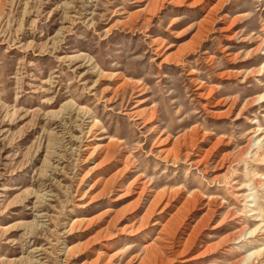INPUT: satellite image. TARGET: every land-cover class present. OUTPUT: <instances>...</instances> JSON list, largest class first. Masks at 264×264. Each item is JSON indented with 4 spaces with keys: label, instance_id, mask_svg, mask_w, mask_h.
<instances>
[{
    "label": "rangeland",
    "instance_id": "374dc122",
    "mask_svg": "<svg viewBox=\"0 0 264 264\" xmlns=\"http://www.w3.org/2000/svg\"><path fill=\"white\" fill-rule=\"evenodd\" d=\"M0 16V264H264V0Z\"/></svg>",
    "mask_w": 264,
    "mask_h": 264
},
{
    "label": "bare ground",
    "instance_id": "6f19581e",
    "mask_svg": "<svg viewBox=\"0 0 264 264\" xmlns=\"http://www.w3.org/2000/svg\"><path fill=\"white\" fill-rule=\"evenodd\" d=\"M2 20H3V17L2 16H0V22H2ZM4 21V20H3ZM3 24H5V22L3 23ZM89 58V57H88ZM90 62H91V59L89 58L88 59ZM90 64H92V63H90ZM78 109H80V107H77L76 105H74L73 103H72V101H70V100H67V101H65V102H63L62 103V105H61V107H60V110L59 111H61V112H63V111H65V110H67L69 113H72L73 112V110H78ZM59 114V113H57V111L56 112H51V114ZM91 115V114H90ZM62 118V117H61ZM252 141V140H251ZM41 196V195H40ZM36 216L37 217H40L41 216V214L40 213H37L36 214ZM244 235V234H243ZM240 236V235H239ZM239 236L238 237H236L235 239H237V240H239L238 238H239ZM236 240V241H237ZM33 250H34V248H32L31 250H30V252H33ZM245 252V251H244ZM249 254H250V252H245V254L240 258V260H238V262L236 263V264H243L244 262H245V260H246V258L249 256ZM33 263V259L32 258H29L28 259V261H27V264H32Z\"/></svg>",
    "mask_w": 264,
    "mask_h": 264
}]
</instances>
